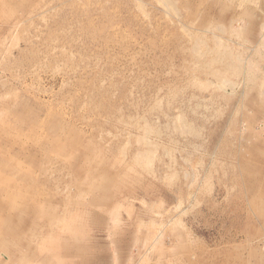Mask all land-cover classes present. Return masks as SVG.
<instances>
[{"label":"rangeland","instance_id":"1","mask_svg":"<svg viewBox=\"0 0 264 264\" xmlns=\"http://www.w3.org/2000/svg\"><path fill=\"white\" fill-rule=\"evenodd\" d=\"M261 2L0 0V264H264Z\"/></svg>","mask_w":264,"mask_h":264},{"label":"crops","instance_id":"2","mask_svg":"<svg viewBox=\"0 0 264 264\" xmlns=\"http://www.w3.org/2000/svg\"><path fill=\"white\" fill-rule=\"evenodd\" d=\"M259 11V13H260V16H261V18H262V21H264V0H262V2H261V5H260V10H258ZM262 24V23H261ZM260 24V25H261ZM254 37H256L255 39L256 40H261V38H262V36L259 34V33H256L255 34V36Z\"/></svg>","mask_w":264,"mask_h":264},{"label":"built area","instance_id":"3","mask_svg":"<svg viewBox=\"0 0 264 264\" xmlns=\"http://www.w3.org/2000/svg\"><path fill=\"white\" fill-rule=\"evenodd\" d=\"M263 68H264V61H263Z\"/></svg>","mask_w":264,"mask_h":264}]
</instances>
